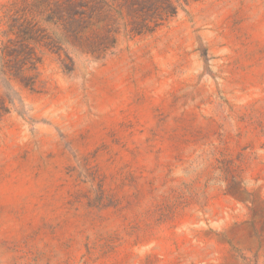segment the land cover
I'll return each mask as SVG.
<instances>
[{
    "label": "rangeland",
    "instance_id": "374dc122",
    "mask_svg": "<svg viewBox=\"0 0 264 264\" xmlns=\"http://www.w3.org/2000/svg\"><path fill=\"white\" fill-rule=\"evenodd\" d=\"M173 1L153 33L69 70L45 52L14 84L0 264H264V0Z\"/></svg>",
    "mask_w": 264,
    "mask_h": 264
},
{
    "label": "trees",
    "instance_id": "16d2710c",
    "mask_svg": "<svg viewBox=\"0 0 264 264\" xmlns=\"http://www.w3.org/2000/svg\"><path fill=\"white\" fill-rule=\"evenodd\" d=\"M177 13L173 0H8L0 4V120L19 99L14 84L33 89L45 52L101 60L120 35L151 34ZM68 61V63H66ZM65 62V64H64Z\"/></svg>",
    "mask_w": 264,
    "mask_h": 264
}]
</instances>
